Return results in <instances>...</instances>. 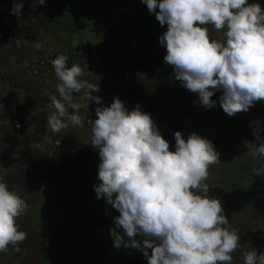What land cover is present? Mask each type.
Segmentation results:
<instances>
[{"label": "clouds", "instance_id": "clouds-1", "mask_svg": "<svg viewBox=\"0 0 264 264\" xmlns=\"http://www.w3.org/2000/svg\"><path fill=\"white\" fill-rule=\"evenodd\" d=\"M141 3L167 26L159 36L166 48L163 60L183 87L198 94L202 106L213 108L217 101L212 97L221 90L219 102L229 116L264 101V6L249 0ZM46 4L39 0L38 5ZM23 8V0H14L11 14L19 19ZM209 25L218 32L226 29V39L211 38ZM68 59L60 54L51 62L59 82L58 96L49 94L53 111L47 125L54 132L70 125L83 127L80 111L89 110V103L79 101L98 105L96 118L88 116L91 145L99 154L100 183L93 188L97 200L119 213L109 229L113 246L139 250L147 264H232L241 236L206 183L210 166L221 162L214 143L196 132L185 139L176 131L170 149L149 113L139 105L129 110L118 96L104 105L94 94L101 91L100 85L81 79L85 69L75 62L69 67ZM81 92L79 101L74 100V93ZM244 147L264 160V140L259 146L244 141ZM253 171L264 177V165ZM28 207L0 178V252L10 245L19 251L18 245L27 239L17 220ZM243 264H264V252L258 254L252 247L243 253Z\"/></svg>", "mask_w": 264, "mask_h": 264}, {"label": "rangeland", "instance_id": "rangeland-1", "mask_svg": "<svg viewBox=\"0 0 264 264\" xmlns=\"http://www.w3.org/2000/svg\"><path fill=\"white\" fill-rule=\"evenodd\" d=\"M141 8L144 5L135 0H123L119 13H97L91 22L97 24L92 39L97 53L112 62H104L97 75V83L105 88L103 103L110 105L118 96L129 110L139 105L151 115L172 150L176 131L185 139L196 132L214 143L221 162L210 166L206 183L209 194L221 200L239 230L241 246L232 254V264H243V253L252 247L258 254L264 252V177L253 171L264 160L250 154L251 145L244 147V141L259 146L264 140V115L253 116L254 105L229 116L219 102L222 90L212 97L217 101L213 108L202 106L198 94L183 87L174 78L173 67L163 60L166 48L160 45L159 36L167 26H161L154 14L145 21L147 8L144 12ZM208 28L211 38L226 39V29ZM102 56L98 55L100 61ZM88 72L92 78L93 72ZM74 100L79 101V95ZM87 112L82 108L80 115ZM251 116L252 120L240 126ZM87 119L86 115L81 128L70 125L60 132L44 123L24 145L7 133L0 134V178L29 205L17 220L27 239L18 245L19 251L10 245L0 252V264H147L139 250L113 246L109 229L119 213L95 198L93 185L100 183L99 154L91 145Z\"/></svg>", "mask_w": 264, "mask_h": 264}, {"label": "crops", "instance_id": "crops-1", "mask_svg": "<svg viewBox=\"0 0 264 264\" xmlns=\"http://www.w3.org/2000/svg\"><path fill=\"white\" fill-rule=\"evenodd\" d=\"M135 1L137 5H144V8L140 9L144 12L147 6L141 3V0ZM23 2V15L19 19L15 16L18 20L17 35L23 40V47L18 48L9 41L0 48V134L4 136V133H7L21 145L29 143L36 131L41 129L44 123L47 124V117H41V114L52 110L49 106V94L58 96L56 84L59 81L53 66L44 67L38 75L30 77L28 75L30 65L40 58L51 56L53 52L62 51L67 53L69 67L75 62L85 69L81 79L97 83V75L104 69L102 64L112 62L110 58L97 53L95 42L92 41L97 24L91 22L97 19V13L101 15L106 11H111V15L119 13L123 0H109L108 5L101 4L104 0L68 2L47 0L46 6L38 5L39 0ZM12 5L11 2L7 3L5 10L11 12ZM146 15L145 21L150 20L151 14L148 9ZM129 18L131 20V16ZM80 46L87 50L85 58L70 54L71 49ZM98 55L103 57L101 61ZM89 70L93 72L92 78ZM102 87L104 86L100 87V92L94 94L102 97L104 101L105 88ZM82 94L74 93V97L75 95L80 97ZM85 102L89 103V110L86 108L89 112L82 115L83 119L86 115L95 119L96 116L93 114L96 103L86 100ZM14 119L22 122V131L14 129L12 125ZM86 124L90 125L88 119Z\"/></svg>", "mask_w": 264, "mask_h": 264}, {"label": "built area", "instance_id": "built-area-1", "mask_svg": "<svg viewBox=\"0 0 264 264\" xmlns=\"http://www.w3.org/2000/svg\"><path fill=\"white\" fill-rule=\"evenodd\" d=\"M69 0H65V2H68ZM11 3H14V0H11ZM2 26L7 34L8 41L13 42L18 48L23 47V40L17 35L18 30V20L17 18L11 14V12L7 10H3L2 14ZM3 42V35L0 31V43ZM86 49L81 47L77 49H72L70 52L71 55L79 56L82 58L86 57ZM64 54L67 55V53H64L62 51L60 52H54L51 56L40 58L35 63L31 64L29 67L28 75L30 77H35L38 75L42 68L47 66H52V60H54L58 55ZM69 66V64H68ZM12 125L16 131H21L23 128V124L19 119H14L12 121Z\"/></svg>", "mask_w": 264, "mask_h": 264}, {"label": "trees", "instance_id": "trees-1", "mask_svg": "<svg viewBox=\"0 0 264 264\" xmlns=\"http://www.w3.org/2000/svg\"><path fill=\"white\" fill-rule=\"evenodd\" d=\"M57 1H62V0H57ZM249 2L250 3H260L262 6H264V0H249ZM5 6V5H4ZM3 8H5V7H3ZM2 14H3V10L2 11H0V23H2V19H1V17H2ZM155 63L157 64V63H159V60L157 61H155ZM262 115H264V101H258L256 104H255V107H254V115L253 116H256V117H260V116H262ZM253 116H251V117H248L247 118V120H243L241 123H240V126H242V125H245L246 124V122L248 121V120H252L251 118H253ZM22 131V130H21ZM19 132V131H18Z\"/></svg>", "mask_w": 264, "mask_h": 264}, {"label": "water", "instance_id": "water-1", "mask_svg": "<svg viewBox=\"0 0 264 264\" xmlns=\"http://www.w3.org/2000/svg\"><path fill=\"white\" fill-rule=\"evenodd\" d=\"M8 0H0V11L2 10L4 4L7 2ZM54 1V0H52ZM0 31L3 35V42L0 44V48L3 47L4 45H6L8 43V38H7V34L5 33L2 25L0 24Z\"/></svg>", "mask_w": 264, "mask_h": 264}, {"label": "bare ground", "instance_id": "bare-ground-1", "mask_svg": "<svg viewBox=\"0 0 264 264\" xmlns=\"http://www.w3.org/2000/svg\"><path fill=\"white\" fill-rule=\"evenodd\" d=\"M88 47V46H87ZM86 49V48H85ZM72 50V49H71ZM54 53V52H53ZM87 54H88V52H87ZM78 58V57H77ZM73 60V59H72Z\"/></svg>", "mask_w": 264, "mask_h": 264}]
</instances>
